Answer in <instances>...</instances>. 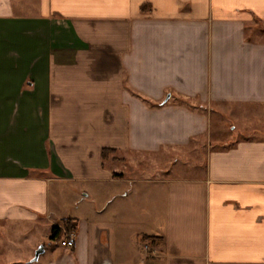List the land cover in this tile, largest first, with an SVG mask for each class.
<instances>
[{
	"label": "crops",
	"instance_id": "1",
	"mask_svg": "<svg viewBox=\"0 0 264 264\" xmlns=\"http://www.w3.org/2000/svg\"><path fill=\"white\" fill-rule=\"evenodd\" d=\"M65 219L33 263L264 264V0H0V230Z\"/></svg>",
	"mask_w": 264,
	"mask_h": 264
},
{
	"label": "rangeland",
	"instance_id": "2",
	"mask_svg": "<svg viewBox=\"0 0 264 264\" xmlns=\"http://www.w3.org/2000/svg\"><path fill=\"white\" fill-rule=\"evenodd\" d=\"M251 32V31H250ZM221 120L222 126H217L219 123L216 120ZM213 128L212 133L215 134L218 131H220V135L226 136L229 133V126L228 123L224 121V119L220 118L219 116L214 115L213 116ZM226 124V127L223 125ZM204 156V155H203ZM203 156H200L199 161L202 163H205V158ZM195 159L190 156L185 155H174L172 159L167 160L163 165L169 169L171 167H174L176 169H180L185 167H188V162L193 161ZM200 162V163H201ZM201 163V164H202ZM152 166V162L148 159L139 157L136 165L132 166L131 172L135 175H143L151 177L153 173L151 171H148V168ZM176 171V170H175ZM174 171V175L177 173ZM184 171V170H182ZM187 171H189L187 169ZM151 174V175H150ZM57 218V217H55ZM53 228V225L48 224L47 230L51 232ZM46 229V228H45ZM43 228L42 232L45 231ZM17 230V229H16ZM21 232V231H19ZM42 240V239H41ZM40 246H44L45 251L43 254H41V260H44L47 258L53 248H58V242L57 241H51V240H42L40 241V245H30L29 239L24 237L23 235H17V236H11L9 233H7L5 230H0V264H11L13 261L17 263L13 264H35L32 262L35 252Z\"/></svg>",
	"mask_w": 264,
	"mask_h": 264
},
{
	"label": "trees",
	"instance_id": "3",
	"mask_svg": "<svg viewBox=\"0 0 264 264\" xmlns=\"http://www.w3.org/2000/svg\"><path fill=\"white\" fill-rule=\"evenodd\" d=\"M146 100V99H144ZM179 102L182 105L188 106L191 109H195L196 107H193V105L190 102L189 98H180ZM164 103H158V106H162ZM196 104L198 105V108L201 109V105L199 102H196ZM111 151L109 150H103V157H107V155L110 153ZM63 222V227H59V226H53L50 236H49V240L51 241H57L59 242L60 240H62L66 234H71L74 233L76 234L77 232V226L76 224L73 223V221L71 219H65L62 221ZM155 237H150V239H153Z\"/></svg>",
	"mask_w": 264,
	"mask_h": 264
},
{
	"label": "built area",
	"instance_id": "4",
	"mask_svg": "<svg viewBox=\"0 0 264 264\" xmlns=\"http://www.w3.org/2000/svg\"><path fill=\"white\" fill-rule=\"evenodd\" d=\"M75 237L76 235L74 233L66 234L65 237L59 241L60 245L68 249L73 248L75 245ZM147 249H148V246H145V250Z\"/></svg>",
	"mask_w": 264,
	"mask_h": 264
},
{
	"label": "water",
	"instance_id": "5",
	"mask_svg": "<svg viewBox=\"0 0 264 264\" xmlns=\"http://www.w3.org/2000/svg\"><path fill=\"white\" fill-rule=\"evenodd\" d=\"M42 253H44V247H43V246H40V247L37 249V251H36V253H35V256H34V258H33L32 261H33V262L38 261L40 255H41Z\"/></svg>",
	"mask_w": 264,
	"mask_h": 264
}]
</instances>
